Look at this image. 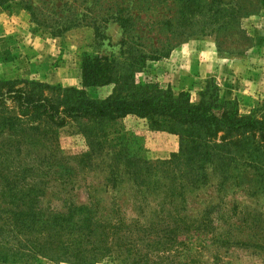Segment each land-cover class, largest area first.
I'll list each match as a JSON object with an SVG mask.
<instances>
[{
  "label": "trees",
  "instance_id": "obj_1",
  "mask_svg": "<svg viewBox=\"0 0 264 264\" xmlns=\"http://www.w3.org/2000/svg\"><path fill=\"white\" fill-rule=\"evenodd\" d=\"M128 1L116 12L111 9L115 0L25 4L55 36L94 26L102 37L99 21L105 25L115 19L121 39L108 43L106 54L84 55L80 87L0 74V208L7 214L0 232L19 235L18 246L7 243V254L0 253V264H23L12 255H24V250L73 264L107 259L159 264L153 256L159 247L170 248L181 243L180 237L208 227L189 216L188 194L210 185L212 174L221 187L231 183L264 195V103L244 114L237 101L223 99L212 84L194 103L187 93L176 95L145 75L148 62L168 53L165 29L171 44L215 35L228 51L247 50L251 38L243 41L242 19L255 12L259 0ZM106 86L110 91L104 97L88 92ZM129 117L150 131L177 134L179 151L151 162L144 137L121 123ZM64 129L74 139L81 136L85 149L68 148L61 138ZM95 171L106 176L108 190L126 193L130 186L135 214L116 200L102 204L90 194L95 186H88V201L75 202L81 176ZM50 187L62 207H45L40 201V193Z\"/></svg>",
  "mask_w": 264,
  "mask_h": 264
},
{
  "label": "rangeland",
  "instance_id": "obj_2",
  "mask_svg": "<svg viewBox=\"0 0 264 264\" xmlns=\"http://www.w3.org/2000/svg\"><path fill=\"white\" fill-rule=\"evenodd\" d=\"M31 1L0 0V74L11 80L63 88L80 87L84 55L108 53L111 47L107 44L121 39L119 22L109 19L104 25L95 17L102 37L94 26L75 27L55 36L39 25L31 11L25 8ZM129 4L128 0H115L111 9L116 12ZM252 8L255 12L244 16L241 25L243 41L251 38L246 41L247 50L228 51L218 43L215 35L191 36L182 43L171 44L167 39L170 33L165 29L163 47L168 53L148 62L145 75L165 87L170 86L176 95L187 93L194 103L201 101L209 84L215 85L223 99L237 101L244 114L250 113L264 103V0H259ZM16 23L29 25L31 32L16 30L19 26ZM15 33L16 38H24L14 39ZM109 91L107 86L88 90L89 94L100 98ZM121 123L144 137L146 156L153 163L170 159L180 149V138L175 133L150 131L135 117ZM66 129L62 130L61 138L67 147L77 152L85 149L82 137L77 134L74 139L73 133ZM79 186L75 193L76 203L88 201L92 194L104 205L116 200L129 215L135 214L130 186L125 187L126 193L125 189L108 190L106 176L96 171L82 175ZM88 186H95L90 194ZM44 191L39 199L45 207H62L61 198L52 196L54 188ZM188 205L189 216L208 227L180 237L181 243L171 244L170 248L159 247L153 255L159 264H264V195H256L231 183L221 187L219 178L212 174L210 185L188 194ZM1 210L0 226L5 224L7 215ZM1 234L4 247L0 245V253L7 254V243L18 246L19 235L14 232ZM24 252V255L14 253L12 258L23 264H73ZM97 264L120 263L107 259Z\"/></svg>",
  "mask_w": 264,
  "mask_h": 264
},
{
  "label": "crops",
  "instance_id": "obj_3",
  "mask_svg": "<svg viewBox=\"0 0 264 264\" xmlns=\"http://www.w3.org/2000/svg\"><path fill=\"white\" fill-rule=\"evenodd\" d=\"M16 25H19V26H16V30H18V31H20V32H22V30H24V31H26L27 29L30 31V26L29 25H26V24H20V23H16ZM28 31V32H29ZM31 32V31H30ZM18 33V32H17ZM30 35V34H29ZM16 36H17V34L15 33V37H14V39H18V38H24V36H19V37H17L16 38ZM33 36V35H32ZM36 36V35H35ZM31 37V36H30ZM20 46H22L21 44H19Z\"/></svg>",
  "mask_w": 264,
  "mask_h": 264
}]
</instances>
